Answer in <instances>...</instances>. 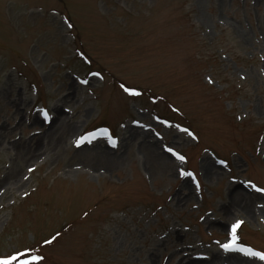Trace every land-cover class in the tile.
I'll use <instances>...</instances> for the list:
<instances>
[{
  "label": "rangeland",
  "instance_id": "obj_1",
  "mask_svg": "<svg viewBox=\"0 0 264 264\" xmlns=\"http://www.w3.org/2000/svg\"><path fill=\"white\" fill-rule=\"evenodd\" d=\"M257 188L264 0H0V256L264 264Z\"/></svg>",
  "mask_w": 264,
  "mask_h": 264
},
{
  "label": "snow or ice",
  "instance_id": "obj_2",
  "mask_svg": "<svg viewBox=\"0 0 264 264\" xmlns=\"http://www.w3.org/2000/svg\"><path fill=\"white\" fill-rule=\"evenodd\" d=\"M96 75H99V73H97ZM84 83H88V81H84ZM122 87H124V86L122 85ZM125 91H127L131 94L139 95V93L134 88H127L126 87ZM44 115H45V117H48V113H47L46 109L44 110ZM165 123H167V121H165ZM184 131H187V129H184ZM83 139H84V137H81L80 139H78L76 141L77 145H79ZM114 142L115 141H113V143ZM167 150L169 152H173L178 160H180V161L186 160L185 156L181 155L179 152H175L174 149L168 148ZM221 163H225V162L221 161ZM180 174L191 176V177H193V179H195L194 173L185 172L183 169L180 170ZM247 183L254 188L256 187V185H254L252 183V181H248ZM198 184H199V182L197 181V185ZM257 190L260 192H264V188H257ZM242 223H243V221L237 220L235 223L231 224L232 239L230 240L229 243L223 244L222 247L226 250L227 249H238L239 251L244 252L250 256H255V257H258L260 260H264V252L254 251L251 248H245V247H242V246L237 244V240H238L237 229L241 226ZM57 235H59V233ZM55 239H56V237H53V240H55ZM45 243H51V241H45ZM43 259H44V257H42L40 255H31L30 250H28V249H26L23 252L17 250L15 252H13L12 254H6V255L0 256V264H38V262L42 261Z\"/></svg>",
  "mask_w": 264,
  "mask_h": 264
}]
</instances>
